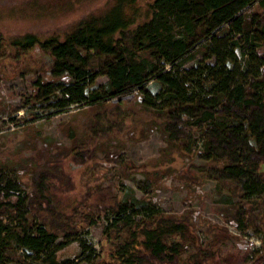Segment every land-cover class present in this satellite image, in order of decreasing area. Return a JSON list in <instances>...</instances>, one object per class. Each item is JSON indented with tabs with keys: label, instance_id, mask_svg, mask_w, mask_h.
Here are the masks:
<instances>
[{
	"label": "trees",
	"instance_id": "1",
	"mask_svg": "<svg viewBox=\"0 0 264 264\" xmlns=\"http://www.w3.org/2000/svg\"><path fill=\"white\" fill-rule=\"evenodd\" d=\"M258 38L264 39V0H150L144 7L136 0H111L104 10L79 18L62 34L40 38L25 32L12 36L9 45L16 57L38 46L52 56L51 77L72 79L63 88L66 98L60 107L83 101L96 105L104 98L141 92L143 101L155 107L166 141L163 152L192 154L197 132H202L201 152L209 162L191 163V169L239 194L240 200L232 204V221L252 228L261 237L264 252V198L243 201L264 196V54L257 57L248 82L236 79L237 68L228 65L237 59L234 47L253 57ZM200 51L214 62L184 68ZM94 64L107 77L102 92L87 89L98 74ZM204 73L211 77L208 87L200 83ZM150 77L158 84L152 101ZM188 80L198 83L202 93L187 90ZM51 82L43 84L49 88V93L44 90L46 98L55 90ZM111 130L107 126L97 133L109 136ZM91 153L85 147L75 150L73 157L85 161ZM45 175L38 173L35 191L39 200L53 205L44 193ZM32 207L24 191L0 170V264L19 249L43 253L40 264H70L57 258L67 241H58L44 222L27 224ZM184 215H164L156 209L144 213L133 210L130 199L117 202L102 233L105 256L89 264H210L212 251L201 247L180 258V238L190 224ZM80 242L76 256L86 247Z\"/></svg>",
	"mask_w": 264,
	"mask_h": 264
},
{
	"label": "rangeland",
	"instance_id": "2",
	"mask_svg": "<svg viewBox=\"0 0 264 264\" xmlns=\"http://www.w3.org/2000/svg\"><path fill=\"white\" fill-rule=\"evenodd\" d=\"M149 1L136 3L144 7ZM110 2L0 0V170L33 203L26 214L27 224L33 227L44 222L58 241H67L57 252L58 259L89 264L105 256L102 233L115 204L130 199L135 211L186 214L190 224L180 238L181 259L201 247L212 251L210 264H254L261 255L263 260L256 263L264 264L261 237L232 221V204L240 200L239 194L228 184L191 169V163L209 162L201 152L202 132H197L192 154L163 152L166 141L155 107L143 101L141 92L104 98L96 105L83 101L60 107L58 103L66 98L63 88L72 79L51 77L52 56L38 46L16 57L9 45L12 36L25 32L40 38L62 34L74 21L104 10ZM258 43L253 57L234 47L237 59L228 65L237 68L236 79L248 82L252 77L257 57L264 54V39L258 38ZM213 62V57L200 51L183 67ZM92 68L98 74L87 89L102 92L107 77L97 64ZM50 79L55 90L46 98L44 90L49 93V88L43 84ZM210 79L202 74L201 85L208 87ZM147 86L151 100L158 84L150 77ZM185 86L202 93L194 81L188 80ZM107 126L112 127L111 135H98L97 130ZM85 147L92 149L91 156L85 161L75 159L74 151ZM39 172L46 174L44 193L53 205L38 199L35 182ZM263 198L258 194L243 201L250 204ZM80 240L86 247L76 256L82 248ZM43 257V253L19 249L6 264H22L23 260L40 264Z\"/></svg>",
	"mask_w": 264,
	"mask_h": 264
},
{
	"label": "water",
	"instance_id": "3",
	"mask_svg": "<svg viewBox=\"0 0 264 264\" xmlns=\"http://www.w3.org/2000/svg\"><path fill=\"white\" fill-rule=\"evenodd\" d=\"M132 94H130L129 96H131ZM121 97H118V98H116V99H120Z\"/></svg>",
	"mask_w": 264,
	"mask_h": 264
},
{
	"label": "built area",
	"instance_id": "4",
	"mask_svg": "<svg viewBox=\"0 0 264 264\" xmlns=\"http://www.w3.org/2000/svg\"><path fill=\"white\" fill-rule=\"evenodd\" d=\"M21 250V249H20Z\"/></svg>",
	"mask_w": 264,
	"mask_h": 264
}]
</instances>
